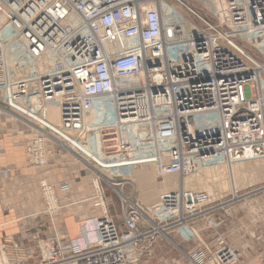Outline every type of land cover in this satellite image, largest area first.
Listing matches in <instances>:
<instances>
[{"label": "built area", "instance_id": "built-area-1", "mask_svg": "<svg viewBox=\"0 0 264 264\" xmlns=\"http://www.w3.org/2000/svg\"><path fill=\"white\" fill-rule=\"evenodd\" d=\"M174 1L199 22L197 30L185 33V19L165 5L178 17L166 19L164 0H0V114L13 115L14 109L25 115L24 166L49 165L51 151L57 158L70 153L91 171L84 200L94 201L99 213L85 218L82 236L67 245L42 241L34 264H135L140 242L157 232L175 228L190 242L196 222L214 230L228 223L233 197L213 200L206 191L182 187L160 195L146 207L150 213L142 212L132 194H120L124 185L132 186L129 174L110 172L72 144L96 101L105 98L112 105L108 126L118 131L125 161H135L134 145L142 150L147 142H164L152 158L159 175L183 173L190 161L207 167L264 155V101L250 91L264 63L235 45H264V0H209L212 21L184 0ZM126 78L137 82L125 86ZM163 159L168 161L161 164ZM3 165L0 157V188L10 173ZM105 187L119 199L121 230L109 212ZM62 189L40 184L42 208L31 215L56 214L64 202L57 195ZM141 218L158 229L143 231L137 226ZM211 243L185 252V260L234 262L222 238ZM8 248L13 245L3 238L0 264H22Z\"/></svg>", "mask_w": 264, "mask_h": 264}, {"label": "rangeland", "instance_id": "rangeland-1", "mask_svg": "<svg viewBox=\"0 0 264 264\" xmlns=\"http://www.w3.org/2000/svg\"><path fill=\"white\" fill-rule=\"evenodd\" d=\"M184 1L187 2L189 5H191L193 8L200 11H201L200 7H203V10L207 12L206 14L209 15V17H214V16H210L213 15L214 12L213 10L210 9V5H207L208 3L202 0L201 1L204 3L201 4L199 0L198 2H196V0H184ZM162 5L164 7L165 5L170 8L174 7L176 13L183 16L182 18L185 19L186 21L185 24H186L187 32H191L192 29L197 30L199 28L200 24L194 18V16L191 15L188 11H186L174 0H164ZM197 5L200 7H198ZM209 20L212 21L214 19H209ZM246 49L247 52L257 60L258 58L264 59V54L262 56L261 51H260L261 55H259L257 49H254L249 45L247 46ZM260 62L264 63L262 61ZM136 82L137 80L135 78H126L123 85L130 86L136 84ZM262 85H264V83H262ZM253 86H255L254 93L258 95V88L256 82L253 84ZM262 97L264 101V94ZM102 103H104L103 111H102L103 114H100V117H98V114L96 112L99 111L98 108ZM11 111L15 114L11 116L5 115V117L8 120H12V122L18 123L19 122L18 120H21L19 118H25V115L19 112L20 110L18 111L16 110L17 111L16 112L14 109H11ZM111 115H112L111 103H109L108 100H105V98H101L97 100V102L95 103V107H93L91 111H89V113L87 114L86 124H88L89 126H94V127L96 126L98 128L108 127V124H110L111 121ZM19 123L21 124V122ZM22 127L27 130V128L23 124ZM106 134H107V130L102 131L101 135L104 138V141ZM161 145L163 147L164 142H162ZM77 148H79L82 152L80 150H77L76 148L75 151L86 156L85 148H83L81 145H78ZM64 153H68V152H64ZM139 153L140 152H136L135 155L138 156L140 155ZM71 160L73 162V164L71 165H75V167L86 170L91 178V171L85 166V164H81L72 158ZM150 161L152 162V160H148L147 161L148 163H144V165L141 166L140 165L137 167L133 166V168L130 169L133 185L132 186L124 185L122 187L123 193L127 195L132 194L135 200H137L139 203L143 204L146 207L155 203L160 193L171 187L169 183L165 182V180H167L166 178L175 177V179L179 178L178 179L179 183L182 182L181 180L182 176L179 177L178 175H174V174L164 176L157 174L155 172L154 165L150 163ZM232 166H233L232 168L233 172H231L232 174L228 170L229 165L216 166V167L208 166V168L203 169L200 173H192V174L188 173L184 175L183 182H185L186 188L196 189V190H207L210 191L211 194L213 193L216 197L224 196V195L231 196L234 188L233 185H235L237 190V195H240V198L234 200L233 203L230 205L229 223L232 216L238 215L244 218L243 222H241L242 219H238L239 222L235 220L236 222H233L230 225L235 227L236 233H239V235L245 236L246 234H244V232L247 233L248 236L250 237V240H248L247 243L241 245L240 247L227 242V244L234 249L237 256V259L233 264H264V216L263 215L260 216V212H258L259 207H257V205L255 206L254 201H251L249 199V198H253V196L250 197V195H253L256 192L260 191L261 188H258L260 187V185H264V156L258 158L257 160L236 162L232 164ZM100 170L102 172V169ZM106 176L110 177L109 173H106L105 177ZM164 182L166 185L164 184ZM82 184L84 186L86 182ZM82 184H79L81 188L79 189L77 188L76 189L77 191L83 188L81 186ZM87 187L88 188L86 187L84 188L85 194L88 193L90 186ZM105 192L108 197L109 203L111 202L109 197L110 196L114 197L111 198L113 199V205L109 207V212L114 216L115 221L118 224L122 225V221H121L122 215H121L119 199L117 198V196L110 187H105ZM144 206L143 208H146ZM88 208L89 206L85 204L84 209H88ZM145 212L147 214L150 213L147 212V210ZM259 217H261L260 220L258 219ZM204 224L205 223H203L202 221H199L196 223V226L201 228L204 226ZM228 224L225 225L224 227L219 228V232L222 233L226 231V229L229 227ZM139 228L145 232L152 230V227L145 224L141 225V227ZM209 231L210 230L208 229L202 228V230H200V234L209 239L210 238ZM207 233H209V235ZM164 234L165 235L156 233V235H153V238H146L140 242L137 248V255H138L137 264H185V259L183 254L188 250L189 247L193 246V244L195 245V243L194 242L190 243L189 241L183 240L180 236H178V234L174 232H164ZM214 236L215 235L213 234V237ZM38 242H37L38 247L36 245V249L34 250L35 254H32L27 259L28 262L30 261L32 262V264L36 263L40 257L39 246L42 245V241L41 243ZM23 262L24 260L22 261V264Z\"/></svg>", "mask_w": 264, "mask_h": 264}, {"label": "crops", "instance_id": "crops-1", "mask_svg": "<svg viewBox=\"0 0 264 264\" xmlns=\"http://www.w3.org/2000/svg\"><path fill=\"white\" fill-rule=\"evenodd\" d=\"M200 9L201 11H199L202 14L204 13L207 15L203 7H200ZM171 16L174 18L173 21L178 20L177 16ZM189 33L190 32H188V34ZM242 45L244 48H247L249 45L257 49L259 55L262 54L263 56L264 54V46L252 45L245 42H242ZM258 60L264 62L263 58H258ZM263 77L264 73L260 75V82L256 83L258 94L262 96L264 94V85H262V83H264ZM254 87L255 86H251L252 89L250 88L253 94L255 92ZM102 111L103 108L96 112L98 117H100V114H103ZM5 115L0 114V157L6 164L2 167L5 168L8 166L10 168V173L7 178L3 179L0 188V242L3 241V238H6L7 242L10 241L13 245V249L8 248V255L17 259H23V264H32V262H28L27 259L32 254H35L34 250L36 249L38 241L41 243V241L44 240H58L61 244L67 245L71 240H76L82 236L84 219L94 216L96 213L98 215L99 213L96 211L97 208L94 201L84 200L89 193V191L87 194L84 193V188L90 186L89 173L82 168L71 165L73 164L71 160L73 157L71 154L61 153L58 158L57 155L52 154L49 157V165L41 168L24 166L23 145L29 137V130L20 120L18 121L21 122V124L19 122L14 123L12 120H8ZM22 124L27 130L22 127ZM258 158L260 157L253 160H257ZM236 162L245 161L241 160ZM197 173L199 172L197 171ZM46 182L55 186L60 182H67L69 184V190L63 191L62 193L59 192L58 196H61V194L65 195L64 193H66V195H69L68 200L72 202V204L60 210L56 215L49 216L46 213H41L34 217L31 214L42 208L39 186ZM84 182H86V184L83 186L82 183ZM79 184H82L83 190L77 191V188H81ZM258 188H261L260 191L250 195V197L253 196V198L249 199L254 201L255 206L257 205V207H259L258 212H260V216H264V185H260ZM109 198L111 200L109 203L110 207L113 205V199L111 198L114 197L110 196ZM85 204L89 206L88 209H84ZM173 216L174 215H170L168 218L171 219ZM238 219H242L241 222L244 220V218L238 215L232 216L230 223L229 221V224L227 223L229 227L226 231L220 233V235L226 244L228 242L240 247L247 243L250 237L245 232V236L239 235V233H236L235 227L230 225L236 222L235 220L239 222ZM258 219L260 220L261 217ZM116 224L119 228H122L121 224L117 222ZM207 234L209 235V233ZM56 236L58 237L56 238ZM198 237L204 242L213 244L211 243V237L209 236L210 238L208 239L202 236L200 231ZM41 246L42 245H40V247Z\"/></svg>", "mask_w": 264, "mask_h": 264}, {"label": "bare ground", "instance_id": "bare-ground-1", "mask_svg": "<svg viewBox=\"0 0 264 264\" xmlns=\"http://www.w3.org/2000/svg\"><path fill=\"white\" fill-rule=\"evenodd\" d=\"M197 2H198V0H196ZM200 1V4L201 3H204V2H206V3H208L207 5H210V9H212L213 10V7H212V5H211V2L209 1V0H202V1H204V2H202L201 0H199ZM205 3V4H206ZM213 12H214V10H213ZM171 12L169 11V9H167L166 7L163 9V15H164V17L166 18V19H171L172 21L171 22H174L173 20H174V18H173V16H171V14H170ZM203 15V17L204 18H208V19H214V13H213V15H211V16H214V17H209L208 15H205L204 13L202 14ZM207 16V17H206ZM184 20V19H183ZM186 21L184 20V23H185ZM185 27H186V24H185ZM195 29H192V31H194ZM187 32V28L185 29V33ZM188 33V32H187ZM249 39L250 40H252V35L249 37ZM234 41H235V39H234ZM239 44V45H238ZM259 44H262V43H259ZM235 45L237 46V47H239V48H241V46L243 47V45H242V42H239L238 41V43H236V41H235ZM258 46H260V45H258ZM261 46H264V45H261ZM261 67V70L262 69H264L263 68V66H260ZM260 82V76H259V79L257 78V82L256 83H259ZM251 88V87H250ZM262 96V95H261ZM263 98V97H262ZM106 103V102H105ZM110 103V102H109ZM95 106V105H94ZM93 106V107H94ZM103 106H104V103H102L101 105H100V107L98 108L99 110H102V108H103ZM49 114H50V117H51V119H52V122H58V116H57V110H56V108L55 107H51L50 108V110H49ZM7 115H10V114H7ZM11 116V115H10ZM112 116V115H111ZM19 119H21L20 121L21 122H23L22 121V118H19ZM87 127L83 130V132H81L80 134H78V135H76L74 138H73V141H72V144L73 145H75V146H78V145H81L83 148H85L86 149V155L87 156H91L92 158H94V159H96L97 161H99V162H102L103 163V165H104V167L107 169V170H109L110 172H112V173H116V172H122V173H127V174H129V176L130 177H127V179H128V181H129V183L130 182H132V179H131V173H130V169H132L133 167V165H135V164H137V163H139V160L141 159V158H147V160H152V158L155 156V151H156V149H157V146H158V148L159 149H164L163 147H162V145H161V141H159V143H158V145H156V144H154V143H152V142H147L146 143V145L142 148V150H141V147H136L135 145L133 146V148H134V150H133V154H134V158H135V161L134 162H127V161H125L124 160V158L121 156V152H120V148H119V145H117V143H116V137H118L117 136V134H118V131H116V130H114L112 127H110V126H108V127H103V128H98V127H94V126H89L88 124L86 125ZM28 128V127H27ZM29 130V129H28ZM104 130H107V134L105 135V141H104V138L102 137V131H104ZM115 142V143H114ZM109 148V149H108ZM139 148H140V150H139ZM136 152H140L139 154L140 155H138V156H136L135 154H136ZM52 154H54L52 151H51V153L49 154V157L52 155ZM70 154V153H69ZM143 156H147V157H143ZM262 156H264V155H262ZM262 156H257V157H262ZM257 157H254V158H250V159H245V160H242V161H250V160H253V159H255V158H257ZM168 160H166V159H163V160H161V164H165L166 162H167ZM141 162V161H140ZM154 162H155V160H154ZM153 162V160H152V162L150 161V163H152L153 165H154V169H155V172L158 174V172H157V169H156V165L158 164V161L157 162H155L154 163ZM236 162V161H235ZM146 163H148V162H146ZM232 164H234V162H232V163H230V164H228L229 165V167H228V170H229V172L231 173V172H233L232 171V168H233V166H232ZM141 166V165H144V162H142V163H140V164H137V165H135L134 167H137V166ZM192 165V166H191ZM226 164L225 163H223V164H218V165H210V166H212V167H216V166H225ZM193 166H195V167H197V168H193ZM184 168H185V170H184V172L183 173H177V174H174V175H178L179 177H181L182 176V178H181V180H182V182H180L179 183V178L177 179H175V177H168V178H166L167 180H165V182H167V183H169V185L171 186V187H169V189H167V190H164L162 193H160V195H162V194H165V193H168V192H171L172 190H175V189H178V188H180V187H182V188H184V189H189V190H193V191H206L207 193H209V195H210V197L213 199V200H227V199H230V198H232L233 197V200H236V199H238V198H240V195H237V190H236V187H235V185H233V192H232V195L231 196H228V195H224V196H219V197H216L213 193L211 194V192L210 191H207V190H196V189H190V188H186L185 187V182H183V180H184V178H183V176L184 175H186V174H192V173H197V171L200 173L203 169H206V168H208V166L206 167H200V166H198V165H196V164H194V162H192V161H190L189 163L188 162H185V164H184ZM132 174H133V172H132ZM163 174V173H162ZM232 174V173H231ZM167 175H173V174H164V176H167ZM172 178V179H171ZM109 179V178H108ZM142 180V179H141ZM3 180H1V182H2ZM149 182V181H148ZM165 182H164V184H165ZM61 184H64V185H62V186H65V189H62V186L60 187V185ZM162 184V183H161ZM55 189H62L64 192L66 191V190H69V184L67 183V182H60V183H58L57 184V186H55V185H53V184H51ZM132 185H133V183H132ZM166 185V184H165ZM63 191H57V195H58V193L60 192V193H62ZM121 192H122V190L120 191V194H121ZM123 193V192H122ZM65 195H62L61 194V196H58L59 198H63L62 200H64V202L63 203H61L60 204V206L58 207V209H59V211L60 210H62V209H64V208H66V207H68V206H70L71 204H72V202H69V200H68V197H69V195H66V193H64ZM159 195V196H160ZM159 196H158V198H157V200H156V202L155 203H157L158 201H159ZM108 198V197H107ZM155 203H153V204H155ZM153 204H151L150 206H148L149 208L153 205ZM108 205H109V201H108ZM142 205V208H143V204H141ZM144 207H146V206H144ZM139 208V210L141 209L142 210V212H145L146 211V208ZM58 211V212H59ZM57 212V213H58ZM148 212V211H147ZM56 213V214H57ZM56 214H54V215H56ZM122 221V220H121ZM199 222V221H198ZM203 223H205L204 224V226L203 227H201V228H199V227H197L196 226V223L194 224V225H192V227H193V229H192V231H194L195 232V238L192 240V241H190V243L191 242H194L195 243V245L193 244V246H191V247H189L188 248V250L187 251H189V250H194V249H196V248H198V247H201V246H203V245H205V244H208L209 246L211 245L210 243H208V242H204L203 240H200L199 239V237H198V233H199V231L200 230H202V228H205V229H208V230H210L211 232H210V237H211V239H213V238H215V237H217V236H219L220 238H222L221 237V235H220V232H219V228H221V227H223V226H221V227H219L218 229H216V230H214V228H212V227H208V225H207V223L205 222V221H202ZM143 224H145V225H149L150 227H152L153 228V226L154 225H152V224H148L144 219H140V220H138L137 221V226H139V227H141V225H143ZM119 228V227H118ZM124 228V224L122 223V228H119V230H121V229H123ZM154 229H158V227H155L154 226ZM167 232H174V233H176V230H175V228H170L169 230H167ZM157 234H163V235H165L164 234V232L163 233H159V232H157ZM213 234L215 235L214 237H213ZM229 246V245H228ZM229 248L230 249H233L231 246H229ZM186 251V252H187ZM233 251H234V249H233ZM234 256H235V260L237 259V256H236V253H235V251H234ZM185 259V258H184ZM235 260H234V262H235ZM233 262V263H234ZM132 263H135V264H137L138 263V259L137 258H135L133 261H132ZM232 263V264H233ZM185 264H189V262L187 261V260H185Z\"/></svg>", "mask_w": 264, "mask_h": 264}]
</instances>
